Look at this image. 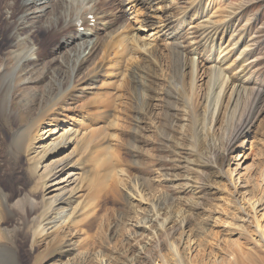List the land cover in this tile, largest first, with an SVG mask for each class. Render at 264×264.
Returning a JSON list of instances; mask_svg holds the SVG:
<instances>
[{
    "label": "rangeland",
    "instance_id": "374dc122",
    "mask_svg": "<svg viewBox=\"0 0 264 264\" xmlns=\"http://www.w3.org/2000/svg\"><path fill=\"white\" fill-rule=\"evenodd\" d=\"M175 1L166 4L157 0L155 9L168 8H162L165 10L163 13L160 9L153 13L144 7L141 10L137 4L134 19V14L129 15L128 12L119 18L117 5L112 0L105 3L104 10L114 15H108L106 19L113 25L110 32L121 23L142 26L136 18L149 14H152V19L170 18L179 25L178 14L186 12L188 27H192L190 36L196 43V52L201 54L200 96H193L190 89V70L186 69L182 80L176 84V54L166 52L167 41L161 34H156L157 31L153 32V36L147 39L158 47L155 52L158 67L149 56L140 54L135 58L145 57V60L136 62L141 63L136 83L144 85L150 107L142 109L140 98L134 96L133 91H122L120 95L123 96L116 106L118 110L114 113L115 119H119L115 121V128L108 126V120L100 117L86 124L87 131L103 128L107 136L105 141L102 134L103 142H96L98 149L90 147L84 151L80 174H89L94 185L90 186L93 183L85 179L87 181L79 195L84 200L89 198L86 201L90 202L85 201L87 208L77 225L39 239L31 238L27 230L36 225L35 216L43 208L40 203L42 195L54 191V188L46 191L48 186H45L42 193V180L30 172V161L34 160L32 152L37 145H33L27 154L12 143L16 138L12 134L27 122L25 115L29 111L26 107L37 102L35 97H42L45 86H48L47 91L55 92L51 73L64 69L66 60L61 59L62 54L59 57L52 55L60 32L54 30L45 35L35 22L25 26L19 22L13 28V22L17 23L15 16L19 14L20 0H0V61L6 63L8 72L19 67V72L27 73L25 76L33 80L25 85H16L11 92L12 118L6 119L9 114L5 111L0 114V264H264V110L255 119L243 143L230 153L224 151V134L228 132L230 123L222 115L217 118L214 132L209 131L210 114L205 107V99H202L207 90L208 52L202 48L201 38L197 37L207 21L227 20L228 25L220 28L234 29V42L239 39L240 50L248 51L250 61H254L251 71L256 77L262 75L264 78V0H214V7L205 10L211 11V15L202 20L203 24L195 20L192 6L196 1ZM126 3L127 0L125 9H129ZM188 27L182 30L183 25H180L178 43L185 56L191 58L192 45L185 34ZM83 30L81 28L79 32ZM13 35L16 37L14 42L9 39ZM98 38H93V41ZM81 43L69 49L79 54L85 50L78 47ZM31 47L40 52L37 59L32 58V61L36 59L35 64H28L23 58L28 57L27 49ZM18 54L20 61L17 60ZM75 67L78 71L72 78V91L61 93L56 109L46 110L45 123L47 120L53 122V118L60 121L74 119L71 116H86L89 120L90 114H94L90 100L107 91L100 87L104 82L101 75L93 84L84 78L91 70L90 61L85 64L76 62ZM128 78L125 84L130 86ZM66 100H69V105ZM65 109L70 110L66 112ZM36 111L31 109L29 114ZM38 128L41 127H36V131ZM36 131L34 129L33 134ZM103 143L114 154L111 158L114 168L122 171L121 177L115 178L113 174L112 178L116 180L106 182L103 167L92 169L95 167L94 158L104 154ZM71 150L70 147L65 155L72 153ZM133 183L139 185L144 204L128 196L126 191ZM153 199L160 203L159 219L167 218L177 223L184 220L183 229L169 236L172 241L164 239L167 236L162 238L160 227L154 222L146 224L150 225L148 229L134 223L144 217H155L154 211L146 206ZM257 199L262 201L261 207L256 205L254 212L248 205ZM28 203L34 204L29 206ZM31 208L33 214L29 212ZM160 240L163 241L161 245ZM167 243L172 244L174 251Z\"/></svg>",
    "mask_w": 264,
    "mask_h": 264
},
{
    "label": "bare ground",
    "instance_id": "6f19581e",
    "mask_svg": "<svg viewBox=\"0 0 264 264\" xmlns=\"http://www.w3.org/2000/svg\"><path fill=\"white\" fill-rule=\"evenodd\" d=\"M107 1L108 0H20L19 2V14L15 16V18L17 17V23L13 22L12 27L15 28L19 22L22 26L27 25L29 22H35L37 27H40L45 35L50 34V32H53L54 30L58 33L60 32L61 34H59V37L57 38L56 46L52 50V55L59 57L62 54L61 59L64 58L66 60L64 69L55 70L51 73V78L55 80L52 82L54 83L55 92L50 89L47 91L48 86H45V89L42 92V97H35L34 99L37 102L31 103L26 107L29 113L31 109H37V111L31 115L29 113L26 114L25 116L28 117L27 122L12 134L13 137H16L13 139L12 143L18 146V150H24L27 154H30L29 152L33 145H37L32 152L34 160L30 161V172L35 178L37 177L38 180H42L40 188L42 193L45 192L43 191L45 186H48L46 191L54 188V191H51L53 194L49 192L42 195L43 197L40 203L43 208H41L40 214L35 216L36 225L35 227L32 226L31 230H27V232L30 233L31 238L38 237L40 239L41 237L50 234H56L63 231L65 227L70 228L81 221L79 218L82 217L83 211L87 208V206H85L87 204L86 202L90 201H86L89 198L86 200L80 198L79 194L84 187V182L87 181L85 179H89L90 182L92 180L89 174H80L84 153L90 147L93 148V150L98 149L96 142L103 140L101 139L102 134L105 141L107 138L106 133H104L105 129L103 130L101 127V130L94 129L87 131L86 124H91L93 119L96 120L100 117L108 120L110 125H107L113 128L115 126V121L119 120L115 119L114 113L118 110H116V106L120 98L123 96V94L120 95V92L122 91H133L132 93L135 94L134 96L140 98L139 101L142 109L150 107L151 102L148 100L149 98L144 85H141L142 83H139V80L137 82L140 85L136 83L141 63H136L139 59L135 58L140 54L149 56L154 62L153 64H156L155 67H158L159 63L155 54L158 47L153 45V42L147 39L148 37L153 36V32L157 31L156 34H161L162 39L167 41V44H165L166 52L176 54L175 68L178 70V78L175 77L176 84L182 80V74L188 69L191 72L189 84L192 94L193 96L199 95L198 82L199 78L202 77H200L201 68L199 66L201 63L199 58L201 54L196 52V43L193 42V38L190 36V34H192L190 32L192 27H188L189 22H187L186 12L181 10L182 12L178 14L179 19L177 20L179 25H175V23L170 21V18L164 20H159V18L152 19V14H149L148 16L140 15L142 20L139 19L140 17L136 18L139 20L140 24H143L142 26L136 27L134 24L121 23L118 26L116 25V27L114 26L115 29L110 32L109 29L111 30L113 25H111L106 19L108 15L113 14H109L108 11L104 10V5ZM127 1L128 4H126L129 9H125V0H112V2L117 5L119 18L124 15L126 16L127 12L129 15L134 14V8H136L137 4L140 6L139 9L144 7L151 13L156 12L159 9L160 13H163L165 10L162 8L168 9L167 6H163L162 8L157 7V9H155L154 4L157 0ZM162 2L172 4L173 0H162ZM174 2L176 1L174 0ZM193 2H195L192 6V8L194 7L195 20L203 24L202 20H204V18L206 19L208 15H211V11L207 12L205 10L210 6L214 7L213 3L215 2L214 0H194ZM118 16H116L115 19H117ZM135 16L136 15L134 14L133 19ZM155 17L158 16L155 15ZM45 19L47 20L45 21ZM154 19L156 21H152ZM92 21L93 24H91ZM180 25H183L182 30L188 27V29L185 30V34L189 38V44L192 45L191 58L185 56L180 43H178ZM223 25H228L227 20L223 21L219 19L214 22L207 21V25H205L206 27L199 30L197 37L201 38L200 41L202 48L208 52L207 61L209 69L206 71L207 90L205 97L202 99H205V107H208V113L210 114L209 120L211 122L209 131L210 133L214 132L213 127L216 124L218 117H222L223 115V117L229 121L230 125H228L230 128L228 132L224 134V141H222L224 144V151L230 153L238 146V144L243 143L245 137L249 134L255 119L260 116L264 110V78H262V75L259 78L256 77L255 72L251 71L254 67V61H250L251 55H247V53H249L248 51L245 49L240 50L241 41H239V39L234 42V29L229 31L225 27L220 28ZM81 27L84 28V30L80 33L79 30ZM149 31H152V33L150 32L148 35ZM97 36H99V38L93 41V38H96ZM9 39L14 42L16 37L13 35L9 37ZM23 43L26 44L25 40H23ZM78 43H81V45H78L80 50L83 48H85V50H81L79 54H75L69 48ZM68 49V55H66L65 53ZM72 49L74 48L72 47ZM27 50L29 55L28 57L25 56L23 58H25V61L28 64H32L30 62L35 64L40 52H37L36 48L33 47L28 48ZM14 54L17 53L15 52ZM26 54L27 53H25V55ZM101 56L102 60H100ZM19 57L20 55L17 56V60H21ZM33 57L36 59L32 61ZM94 58H98V60H94ZM144 58L142 56L139 61L142 59L145 60ZM88 61H90L92 67L84 78L89 82L91 81V84H93L99 78L98 76L101 75L100 77L105 84H103V82L100 87H103L102 89H107L106 92L98 93L96 97L90 100L93 105L92 107L94 108V114H90L88 117L89 120L86 116H81L79 118L71 116L74 119H64L60 121L53 118V122L47 120L45 123V117L47 116L46 112L52 110V108L59 104L58 102L61 99V93H65L67 90L72 91L74 87H72L74 84L72 78L75 71H78V68L75 67L76 62H83V64H85ZM134 65L135 68L132 69ZM18 68L19 67L14 71L8 72L6 63L0 61V114L3 115L4 111L7 112L9 115L5 117L6 119L12 118L11 110L13 104L10 95L14 87H16V85L21 86L33 82L32 77L28 78L25 76L27 73L19 72ZM94 71L96 72L94 73ZM128 76L130 78V80L129 78L128 80L132 84L130 86L125 84ZM75 86L77 87V85ZM76 89L77 88H75L74 91H76ZM48 95L51 96L48 98ZM69 100H71V98ZM69 100H66L67 105L70 104ZM69 110L70 109H65L66 112H69ZM55 114L56 113H53L54 116ZM38 126L41 128H38L36 131V127ZM34 129L36 131L35 134H33ZM70 147L73 152L69 155H65ZM101 147L104 150V154L102 153L100 156H95V167L93 166L92 169L94 170L103 167L106 172V174L103 175L106 182L114 180L116 176L121 177L119 175H121L122 171L118 169L116 170L113 165L114 162L111 163V158H113V153H110L111 148L104 143ZM39 174L40 176L38 177ZM113 174H115V178H112ZM90 182H88V184H90ZM92 185H94V183L90 186ZM126 192H128V196L131 199L142 203L143 195L141 194L142 192L137 183H133L131 188ZM151 201L152 202L148 203L146 206L154 211L155 217L150 219V216H143L144 218H141L134 223L140 228L148 229L150 225L146 226V224L154 222L159 225V231H161L160 234H163L162 238L163 236H167L164 239L169 240L171 233L183 229L184 220L181 219L178 221V224L176 221L170 222L171 220L169 221L167 218L159 219L160 214L158 213V207L160 203L157 199ZM261 202V200L257 199L248 206L255 212L257 209L255 206L259 205L261 207ZM28 204L30 206L34 203ZM32 210V208L29 210L30 214H33ZM175 223L178 224V226H176ZM162 242L160 240L159 244L161 245ZM167 246L174 251L172 244L167 243Z\"/></svg>",
    "mask_w": 264,
    "mask_h": 264
}]
</instances>
